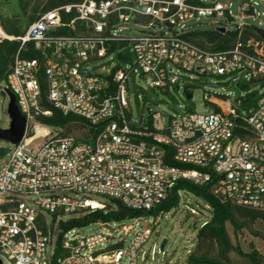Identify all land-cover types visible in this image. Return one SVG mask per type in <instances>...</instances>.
<instances>
[{
    "label": "built area",
    "instance_id": "built-area-1",
    "mask_svg": "<svg viewBox=\"0 0 264 264\" xmlns=\"http://www.w3.org/2000/svg\"><path fill=\"white\" fill-rule=\"evenodd\" d=\"M231 4L71 0L43 11L21 35L7 34L0 24V39L20 42L2 88L14 93L26 117L22 138L7 146L0 160V193L10 192L0 202V254L9 263L122 264L126 258L127 264H140L154 257L158 244L145 247L155 229L149 224L136 229V223L125 224L126 235L134 229L126 247L122 239V246L115 242L97 250L93 247L114 236L103 230L81 235L73 233L76 226L61 227L88 211L115 208L97 195L150 210L181 179L213 181L211 190L222 201L264 211V92L254 100L241 95L235 103L207 92L210 112L166 116L153 109L139 122L131 116L127 94L131 76L138 72L149 87L167 90L182 78L174 66L264 78V35L254 27L264 28V0H245L238 21ZM249 15L259 23H246ZM201 16L224 18L223 30L216 29L224 37L208 46L194 40L186 22ZM130 22L144 29L128 33ZM124 44L131 45L129 56L132 50L136 56L129 67L114 63L107 74L89 71L90 60L115 49L124 52ZM23 50L38 55L24 57ZM45 101L65 114L82 116L89 134L76 136L62 132L63 126L52 130L42 123L41 117L52 114ZM38 127L44 130L38 132ZM169 154L175 163L167 161ZM184 192L189 193L180 189V196ZM46 211L54 215L51 224ZM164 212L155 216V225Z\"/></svg>",
    "mask_w": 264,
    "mask_h": 264
},
{
    "label": "rangeland",
    "instance_id": "rangeland-1",
    "mask_svg": "<svg viewBox=\"0 0 264 264\" xmlns=\"http://www.w3.org/2000/svg\"><path fill=\"white\" fill-rule=\"evenodd\" d=\"M229 1V0H226ZM230 6L235 19L238 21L239 7L245 0H231ZM47 0H31L28 4L27 10L23 11L19 5L18 0H0V17L1 20L7 18L17 17V23L24 28L29 21L30 15H37L44 10V5ZM261 11V6L257 5ZM246 12H250L249 10ZM264 19V15L261 14ZM244 21L250 25L258 24L259 18H254L249 15L244 18ZM224 18H217L215 16H201L199 19H191L186 22L190 30L206 29L215 30L224 23ZM128 28L125 29L128 33H138L144 29L134 22L127 23ZM231 29H234L235 24H229ZM212 35V34H211ZM192 38L201 44L212 45L210 42L214 38L207 35H196ZM214 45V44H213ZM131 47L130 44L122 45L123 50ZM118 49H115L102 57H96L88 62L89 71L99 74H107L113 69L114 63L126 65L129 67L135 61V53L132 50L131 56L123 58L119 54ZM174 70L182 75L178 83L170 84L167 90H162L158 87L151 88L145 81L141 73H136L131 76L130 86L127 91L128 99L130 101L131 116L134 122H139L142 116H147L150 110L158 109L164 112L166 116L176 115L184 110H193L197 112H210L213 109L210 103L205 101L204 95L207 92H215L226 95L230 102L235 103L236 98L244 95L250 100L264 92V78H252L251 74L232 73V74H212V73H197L194 71H187L174 66ZM3 87V86H2ZM1 87V89H3ZM188 87L191 89L193 96L187 97L184 89ZM139 93L145 97L138 96ZM10 102V95L7 89L0 91V128L9 127L11 120L8 110ZM52 130L56 129L54 126H49ZM43 127H38V132L43 131ZM62 132L71 133L76 136H83L89 134V127L82 121H74L66 124L60 129ZM13 143L4 138H0V145L9 146ZM1 160V158H0ZM10 192L3 191L0 193V202L9 196ZM99 200L105 202H114L115 200L102 195L96 196ZM195 209V211L192 210ZM47 221L51 224L54 215L48 211L45 212ZM211 215L208 204L199 196L193 193H182L181 200L178 207L162 213L158 219V224L155 225V216L152 214L141 213L138 216L126 217L121 220H106L108 224L103 225L105 219L93 221L87 225L76 226L73 233L88 234L97 230H103L110 233L109 241L97 244L93 249H99L115 242H120L123 245L122 239H125L124 246L126 247L132 233L126 235L124 233L123 225L129 223H136V228L144 224L152 225L155 229L151 239L146 244V249L150 250L153 243L158 244L159 251L162 241L167 238L164 251H158L154 257L149 256L146 261L140 264H182L188 253L194 251L196 253H206L208 255L217 254V245L214 239L208 236H198V230L202 222ZM146 219V220H145ZM57 226H55V230ZM228 234L234 245H239L244 251H249L253 246L257 247L264 253V218H247V225L238 231H234L232 224L226 223ZM258 233V235H256ZM229 256L232 262L239 264H249V259L240 255L236 250H231ZM0 260L5 264H12L7 261V258L0 254ZM122 264H127L126 258L122 260Z\"/></svg>",
    "mask_w": 264,
    "mask_h": 264
},
{
    "label": "trees",
    "instance_id": "trees-1",
    "mask_svg": "<svg viewBox=\"0 0 264 264\" xmlns=\"http://www.w3.org/2000/svg\"><path fill=\"white\" fill-rule=\"evenodd\" d=\"M31 0H18L19 5L23 11L27 10L28 4ZM71 0H47L44 5V10L53 8L61 3ZM42 11V12H43ZM42 12L37 15H30L29 21L24 28H22L17 23V17H10L1 20L0 24L3 30L9 35H21L25 32L27 26L34 21ZM207 35L208 37L223 38V34L218 30H206V29H196L190 30L189 35ZM212 34V35H211ZM122 44V43H120ZM20 42L17 39H9L7 37L0 39V91L3 89L1 87L5 85L7 75L10 71L11 65L14 61V56L18 51ZM219 46H225L220 43ZM117 47L114 45L113 48ZM21 56L24 57H35L37 52L34 50H23L20 52ZM123 58H128L129 53L126 51H120L118 53ZM153 88V87H152ZM142 97H145L142 94ZM45 105L52 109V114L48 116L41 117L42 123L54 126L56 128L65 126L66 124L74 121H84V118L75 113H63L60 109L54 107L51 103L45 101ZM7 146L0 145V158L7 152ZM170 150V147H168ZM167 161L175 163L170 154L167 156ZM213 181H209L203 184H197L190 180L181 179L177 182L175 187L170 191V193L157 203L150 210H141L129 207L122 202L115 200V208L112 210L105 211L103 209H95L88 211L78 217H71L68 221L63 222L61 227L65 230L74 226L87 225L93 221L99 219L105 220H121L126 217L140 216L141 213L152 214L154 216L158 215L162 211H169L172 208L178 207L180 204L181 196L179 193L180 189H184L189 193H193L201 197L209 206L211 215L205 222L201 225L198 230V236H208L215 240L217 245V254L208 255L206 253H196L191 251L187 254L184 262L182 264H239L231 261L229 252L233 249L236 250L240 255L247 257L249 259V264H264V253L261 252L257 247L253 246L251 250L244 251L239 245H234L227 231L226 223L229 221L234 231H238L247 225V218H264V211L254 209L251 207L241 206L233 204L229 201H222L217 195H215L211 187ZM258 235V233H256Z\"/></svg>",
    "mask_w": 264,
    "mask_h": 264
},
{
    "label": "water",
    "instance_id": "water-1",
    "mask_svg": "<svg viewBox=\"0 0 264 264\" xmlns=\"http://www.w3.org/2000/svg\"><path fill=\"white\" fill-rule=\"evenodd\" d=\"M254 27L262 35H264V28L259 27L257 25H254ZM219 28L223 30V27H219ZM7 91L9 92V95H10V102H9L8 110L10 113L11 120L9 123V127L0 128V138H4L6 140H9L12 143H16L22 138L24 134L25 127H26V117L20 111L19 106L16 102V97L14 93L10 91L9 89H7ZM184 92L186 96L189 98L193 96V93L186 88L184 89ZM166 243H167V238H165L162 241L160 245V250H164ZM0 264H2V260H0Z\"/></svg>",
    "mask_w": 264,
    "mask_h": 264
}]
</instances>
